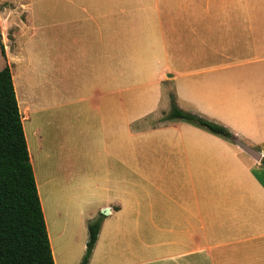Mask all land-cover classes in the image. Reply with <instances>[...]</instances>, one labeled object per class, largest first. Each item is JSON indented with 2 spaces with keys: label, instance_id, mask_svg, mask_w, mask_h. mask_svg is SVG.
<instances>
[{
  "label": "crops",
  "instance_id": "1",
  "mask_svg": "<svg viewBox=\"0 0 264 264\" xmlns=\"http://www.w3.org/2000/svg\"><path fill=\"white\" fill-rule=\"evenodd\" d=\"M72 1L94 25H85L68 11V18L73 17L69 26L57 32L64 40L59 43L66 88L61 86V106L72 102L63 98L67 91L89 88L87 96L75 99L88 102L82 106L87 111L75 112L98 119L91 137L79 144L82 152L91 150L93 155L85 160L79 151L70 157L69 150L54 147L47 134L41 172L37 151L27 141L54 257L58 225L88 227L103 215L88 264H264V0H163V5L160 0H142L148 3L134 5L141 10V28H150L142 34V51L146 54L145 44L152 48L156 43L158 52L151 55L163 63L159 80L176 81L177 87L188 83L183 110L227 126L236 138L260 151V160L197 124L169 119L149 126L143 121L145 112L134 117V109L124 106L123 94L157 81L144 74L128 75L126 85H118V51L132 60L136 30L127 12L134 9L133 0ZM16 2L0 0V44L18 102L24 100L22 119L31 122V112L49 108L32 110V103L44 94L36 96L27 82L40 80L33 69L43 41L37 39L40 33L31 32L21 42L25 28L19 25ZM85 2L92 3L97 19ZM151 28L157 30L152 41L144 36ZM85 33L96 35L98 42L84 41ZM70 34L78 37L69 40ZM117 35H125V41L118 43ZM186 44L193 54L187 64H180L189 70L177 72L171 64L177 56L170 51ZM23 58L27 70L17 67ZM83 63L85 77L79 74ZM156 88L158 92L162 87ZM153 97L158 103V95ZM24 131L30 137L40 129L30 123L28 133ZM66 144L74 150L64 136L61 147ZM94 203L96 212L91 210ZM101 209L107 214H98Z\"/></svg>",
  "mask_w": 264,
  "mask_h": 264
},
{
  "label": "rangeland",
  "instance_id": "2",
  "mask_svg": "<svg viewBox=\"0 0 264 264\" xmlns=\"http://www.w3.org/2000/svg\"><path fill=\"white\" fill-rule=\"evenodd\" d=\"M93 1V0H92ZM97 1V0H96ZM139 2H136L133 0L131 2V6L134 8L132 11L127 12V15L133 17L134 20V33L132 34V41L130 45V52L132 56V60H126L124 59V52L118 51V57H117V69H118V81L122 80L118 83V85H126L127 78H124L128 75H147L149 77V80H156V83L151 84L150 86L144 87L139 90H127L126 93L123 94V98L125 99L124 106L127 107V109H134L133 110V116H137L141 114L142 112H145L144 115H146L143 118V121L146 122L149 126L150 124H163L165 121H168L167 118L168 114L170 113L172 109V102H173V96L176 92V104L179 108H187V102L185 96H183V92L187 90L188 83L183 84L179 87L178 83L176 81L172 80H164L161 82L160 76L162 73V67L163 63L156 61V58H154L153 55L158 52L156 43H153L152 45L145 44L147 47V53L145 54L143 50V43H142V34L146 33L147 30L150 28H141V14L140 11H136L137 8L134 5H141L148 2H143L142 0H137ZM76 2V1H75ZM72 0H18L16 2V11H17V18L19 20L20 27L23 26L25 28V37L21 38V42L23 43L24 40L29 36L31 32L33 33H40V35L37 36V39H41L43 41L42 49H37V58L39 60L38 63H35V70L37 73H40V80L39 81H27L28 78H25V80L29 83L30 86L34 89V92L36 91L35 95L39 96L41 92L44 94V99H40L38 97L37 103H32V110L35 108H41V107H49L46 109V111L38 112V113H32L31 122L29 119L27 121H23L24 129H26V132L28 133V128L30 123H34V125L38 126L40 131L36 135L30 134V137L26 136L29 141V145L34 146L35 150L37 151V163L38 166L43 172L44 169V162H45V138L52 139L54 143V147H60V149H68V154L70 157L75 156L79 152V156L83 157L85 160H90L93 152L91 150H84L82 152L80 141L86 140L87 138H90L92 135V129L94 124H97L98 119L95 118L90 113H80L77 114L78 109L82 112H86L87 110H84L82 106H89L88 102H79L78 100H75L76 98L87 96L89 93V88L84 85L81 89H75L74 91H67V96L63 97L68 101H72L68 107H62V93H65V91L61 92V86L63 85L61 74H60V48L59 43L63 42L64 40L61 38V34L57 33L58 30L61 27H67L69 26V23H67L68 20L73 18L72 16L68 18V11L70 13H76L73 15H77L85 25L92 26L94 25V21L92 17H88V14L83 11L82 8L77 7L76 3ZM152 5L155 4L154 1H149ZM86 6L90 7V13L94 12L92 3L85 2L83 3ZM108 3L103 4L104 7ZM160 5H163V0L159 1ZM199 8V7H198ZM107 11L109 9L106 7ZM95 17L97 19V12H94ZM73 22V21H70ZM145 26V25H144ZM151 27V26H149ZM35 29V30H34ZM153 30L151 33L144 34L145 37H147L150 41L154 40L155 36L154 33H157L156 28H151ZM81 36V35H80ZM131 37V35H127ZM77 35H69V40H74ZM84 41H93L98 42V37L95 35L93 37L91 34H84ZM125 35H117V42L122 43L124 42ZM80 42V39H79ZM47 46V47H46ZM193 47L187 46L186 47H180L178 46L177 51L171 50V54H176L177 59L173 63V57H172V69L179 71H188L189 67L183 64H187L189 59L192 57L193 54ZM90 50H92V47L90 46ZM39 52V53H38ZM198 54V51H197ZM173 56V55H172ZM198 59V55L196 56ZM99 58H96V63ZM22 63L18 64V68H23L27 70L26 66V59L23 58L21 60ZM182 61L183 64H180ZM8 63H6V57L5 54L2 52V46L0 44V70L3 69ZM82 69H80L79 74H83L85 77V63L81 66ZM97 70L98 67L96 65V71H95V78L97 77ZM69 73V72H68ZM75 73H72V76ZM92 76V75H91ZM101 80L104 79L105 74L102 71L101 72ZM122 78H121V77ZM166 78L168 77L165 75ZM27 77V76H26ZM23 88L25 85V81H21ZM187 82V81H186ZM19 84V81H17ZM162 87L158 92L155 91L156 87ZM63 87V86H62ZM63 89H66L63 87ZM154 93L158 95L159 102L154 103ZM18 96V95H17ZM179 96V98H178ZM30 99V98H29ZM28 99V103L29 100ZM31 99H34L31 97ZM37 100V98H36ZM43 100V102H42ZM19 101V99H18ZM22 99H20V102L23 103ZM19 106L22 108L24 113V105L21 104ZM42 102V103H40ZM67 102V101H65ZM69 103V102H67ZM119 104V103H118ZM28 106V105H27ZM182 106V107H181ZM120 108V106L118 105ZM185 110V109H184ZM118 111V115L120 114V111ZM131 114V113H130ZM25 115V114H24ZM30 117V114H29ZM66 137L69 140L70 143H72L74 150H72L67 144L66 146L63 145L61 147L62 137ZM86 137L85 139H83ZM36 138H39V142L36 140ZM51 140V141H52ZM87 143V142H84ZM52 147V146H51ZM50 147V148H51ZM35 165L36 161H35ZM66 198V197H65ZM44 199V194H43ZM98 203L91 204V210L93 212H96L95 205ZM98 214H107V209L103 210L101 209ZM88 227L86 225L82 228L81 226L77 224H73L72 226H62L58 225L56 227L55 234H53V245L55 250V261L56 264H80L85 253H86V246L87 241L89 239V231L87 230ZM53 229V226L51 227V230Z\"/></svg>",
  "mask_w": 264,
  "mask_h": 264
},
{
  "label": "trees",
  "instance_id": "3",
  "mask_svg": "<svg viewBox=\"0 0 264 264\" xmlns=\"http://www.w3.org/2000/svg\"><path fill=\"white\" fill-rule=\"evenodd\" d=\"M167 118L235 137L227 126L179 108L174 98ZM102 221L103 215L89 224L80 264L90 261ZM0 264H56L9 64L0 70Z\"/></svg>",
  "mask_w": 264,
  "mask_h": 264
},
{
  "label": "water",
  "instance_id": "4",
  "mask_svg": "<svg viewBox=\"0 0 264 264\" xmlns=\"http://www.w3.org/2000/svg\"><path fill=\"white\" fill-rule=\"evenodd\" d=\"M233 141L241 148L243 149L245 152H247L248 154H250L252 157H254L257 160H260L262 157V154L260 153V151H258L256 148L248 145L247 143H245L244 141H242L239 138L234 137Z\"/></svg>",
  "mask_w": 264,
  "mask_h": 264
}]
</instances>
